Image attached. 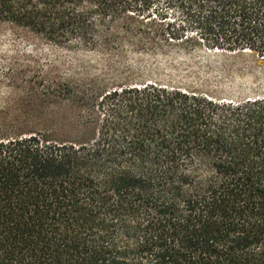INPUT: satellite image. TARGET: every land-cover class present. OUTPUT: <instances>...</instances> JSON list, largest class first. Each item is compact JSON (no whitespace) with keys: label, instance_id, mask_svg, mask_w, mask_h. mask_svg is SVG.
<instances>
[{"label":"trees","instance_id":"1","mask_svg":"<svg viewBox=\"0 0 264 264\" xmlns=\"http://www.w3.org/2000/svg\"><path fill=\"white\" fill-rule=\"evenodd\" d=\"M22 37L264 62V0H0V43ZM33 79L36 101L74 111L75 137L0 111V264H264V87Z\"/></svg>","mask_w":264,"mask_h":264},{"label":"rangeland","instance_id":"2","mask_svg":"<svg viewBox=\"0 0 264 264\" xmlns=\"http://www.w3.org/2000/svg\"><path fill=\"white\" fill-rule=\"evenodd\" d=\"M7 70L12 73L10 76ZM34 74H41L47 81L69 78L91 83L95 80L107 86L124 81L158 80L198 87L226 100L249 97L264 87V62L247 57L202 54L172 59L133 54L110 57L35 46L24 37L17 43H0V111L18 117V123L14 124L22 131H55L65 141L75 137V131L66 126L72 121L74 111L62 103L36 101L34 93L41 88L38 81L33 79L32 89L26 83Z\"/></svg>","mask_w":264,"mask_h":264}]
</instances>
